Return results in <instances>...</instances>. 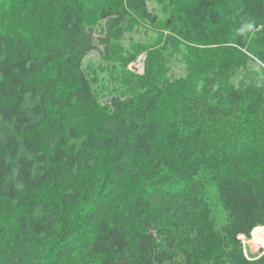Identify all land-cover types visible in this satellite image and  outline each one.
<instances>
[{
    "label": "trees",
    "instance_id": "16d2710c",
    "mask_svg": "<svg viewBox=\"0 0 264 264\" xmlns=\"http://www.w3.org/2000/svg\"><path fill=\"white\" fill-rule=\"evenodd\" d=\"M161 12L0 0V264H264V0Z\"/></svg>",
    "mask_w": 264,
    "mask_h": 264
},
{
    "label": "rangeland",
    "instance_id": "374dc122",
    "mask_svg": "<svg viewBox=\"0 0 264 264\" xmlns=\"http://www.w3.org/2000/svg\"><path fill=\"white\" fill-rule=\"evenodd\" d=\"M148 5L150 8H152L153 10L158 12V15H162L161 9L163 7H165L166 5V0H164L163 2H161L160 0H148ZM148 34L150 35L151 33L148 32ZM147 36V34H145V32L143 30H139V32H137L135 34L136 38H140V39H145ZM98 55L96 51H91L88 53V55L86 56V58L84 59V63H87L88 61H97ZM143 60H144V56L140 55L136 61L132 62L129 65V68L132 70H135L138 73H141L143 71ZM179 67L181 68V64H178ZM257 67L261 66L259 65V63L256 61L255 64ZM210 198L211 201H214L215 204H213L212 208L214 209V213L215 215L221 218L222 215V209H221V205L219 204L218 198H217V192L214 189V187H210ZM257 231V232H256ZM256 231H254V233L251 232V237L249 239H245L243 235H240V239L242 240V246H243V254L246 257V259L248 260H253L256 259L258 257H260L262 254H264V251L259 250L254 251V249L251 251L250 250V242H252L253 244L256 243H262L264 245V229H257Z\"/></svg>",
    "mask_w": 264,
    "mask_h": 264
},
{
    "label": "built area",
    "instance_id": "2783aa9c",
    "mask_svg": "<svg viewBox=\"0 0 264 264\" xmlns=\"http://www.w3.org/2000/svg\"><path fill=\"white\" fill-rule=\"evenodd\" d=\"M258 63H260L262 66H263V68H264V63H261L260 61L258 62ZM259 227V226H258ZM252 232V231H251ZM240 237V236H239ZM249 247H250V250L252 251L253 249H254V251H259V250H262V251H264V245L262 244V243H256V244H253L252 242H250V245H249Z\"/></svg>",
    "mask_w": 264,
    "mask_h": 264
}]
</instances>
